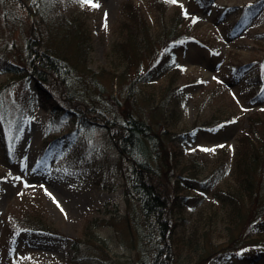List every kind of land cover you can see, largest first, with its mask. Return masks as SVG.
Instances as JSON below:
<instances>
[{"label":"trees","instance_id":"trees-1","mask_svg":"<svg viewBox=\"0 0 264 264\" xmlns=\"http://www.w3.org/2000/svg\"><path fill=\"white\" fill-rule=\"evenodd\" d=\"M5 1L9 0H0ZM192 2L204 9L212 0ZM262 2L264 0H256L238 6L239 17L225 25V34L237 29L250 6L262 5ZM39 5L35 12L26 7L29 23L23 55H14V64L0 59L1 74L11 75L10 79H28L41 106L49 113L43 152L46 145L57 143L63 136H74L81 128L102 134L104 144L100 151L96 144L86 147L85 139H81L66 166L77 171L86 170L101 188L105 187L106 176L119 175L125 202L122 218L129 230L132 229L131 221L137 226L134 235L139 256L134 264H208L210 261L213 264H264V111L254 110L264 105V68L260 67L246 80L243 105L247 109V123H241L239 129L242 132L231 155L228 158L220 156L211 166L204 161L194 163L190 156L184 160L182 149L176 145L175 140L182 138V134L168 133L166 129L158 130L159 127L153 126L152 118L156 114L166 122L165 113L172 111L169 107L172 108L175 96L168 94L171 88L176 89L171 85L172 75L163 90L165 94L155 99L157 90L151 92L152 100L144 106L139 102L136 104L133 90L139 85L137 83L146 85L145 78L152 73L150 71L166 70L187 41H196L210 53L216 49L205 40L192 37L188 32L189 23L181 24L183 17L179 12V23H166L165 18L159 16L160 27L153 32L150 27L142 25V28L138 23L132 27L127 25L116 43L117 55L124 64L117 76L124 77L132 65L137 71L128 84L126 96L120 99L113 89L102 83H96L98 87L87 85L94 76L87 68L92 51V37L87 25L73 14L58 11V0H41ZM140 13L138 7L132 6L125 14L129 20L138 22L145 18ZM215 13L219 17V13ZM35 16L37 22L31 23ZM260 36H264V32ZM141 50L151 58L146 67L136 61ZM233 67L231 73H242L241 65ZM1 87L0 93L4 90ZM26 100L27 95L17 104L7 106L0 98V152L5 161L10 158L11 147L24 123ZM217 115L214 113L191 131L224 128L237 120H232V115L221 120L219 118L223 117ZM65 121L74 125L59 135ZM105 146L113 159L107 157ZM212 175H218L221 180L212 182ZM10 177L7 169L0 170V186ZM209 188L211 197L185 230L189 221L184 215L185 208L195 202L201 205L202 195ZM12 226L64 240L72 250L70 259L74 263L93 256L103 264H122L111 260L106 240L93 230L90 222H86L79 236L74 238L43 226L35 213L33 217L23 214ZM216 232L220 234L218 237L224 238L219 248L213 244Z\"/></svg>","mask_w":264,"mask_h":264},{"label":"rangeland","instance_id":"rangeland-1","mask_svg":"<svg viewBox=\"0 0 264 264\" xmlns=\"http://www.w3.org/2000/svg\"><path fill=\"white\" fill-rule=\"evenodd\" d=\"M253 1L256 0H212V4L204 9L195 6L192 0H176L175 3L172 0H92L98 6H89L81 0H58L57 6L58 11L77 16L90 30L92 51L87 59V68L94 76L87 85L98 87L96 83H102L113 89L120 99L126 96L128 84L137 71L132 65L124 77L117 76L124 64L117 55L116 43L127 25L132 27L138 23L142 28L150 27L153 32L160 27L159 16H163L166 23H179V12L183 17L181 24L189 23L190 35L205 40L216 49L213 53L204 48L198 50L196 42L187 41L186 48L174 56L166 70L150 71L152 73L145 78L146 85L137 83L139 85L133 90L136 104L139 102L144 106L152 100L151 92L157 90L155 99L165 94L163 90L172 75L171 85L177 90L171 88L168 92L171 97L175 96L172 108L169 107L172 111L165 113L166 122L156 114L152 118L153 126L159 127L158 130L166 129L168 133L182 134V138L175 141L182 149L184 160L190 156L194 163L204 161L211 166L220 156L228 158L236 146L237 137L242 132L239 127L241 123H247V109L243 105L246 80L260 67L264 68V36H260L264 32L263 2L258 10L246 11L247 16L237 30L231 35L225 34V24L234 22L238 6ZM40 2H0V59L14 64V55H23L24 36L29 23L26 7L35 12L40 8ZM132 6L141 10V16L145 17L142 16L143 21L129 20L125 13ZM32 22H37L36 16L32 17ZM140 54L136 61H141V65L146 67L151 58L145 55L144 50ZM236 65H241L242 73H231L230 68ZM10 76L0 71V86L1 89L4 87L0 98L7 106L17 104L22 96L27 95V100L23 106L24 124L11 147L10 158L5 161L0 152V170L7 169L11 175V179L0 186V264H103L93 256L74 263L70 259L72 250L64 240L48 233L25 232L12 226L23 214L33 217L34 213L43 226L52 227L66 237H78L83 225L90 222L93 230L106 240L111 260L134 264L139 256L134 235L137 226L131 221L132 229L129 230L122 218L125 202L119 175L106 176L105 187L101 188L86 170L77 171L66 166L67 159L81 139H85L86 147L96 144L100 151L104 144L102 134L81 128L76 135L63 136L54 147L42 152L46 140L44 129L50 115L41 106L28 79H10ZM254 110L264 111V105ZM214 113L223 117H218L221 120L231 115L232 120H237L224 128L191 131ZM73 125L71 121L63 122L59 135ZM189 131L191 133L185 134ZM216 148L223 150L217 152ZM104 150L107 157L113 159L106 146ZM218 178V175H212L211 180L217 181ZM210 197L211 188L202 195L201 205L195 202L185 208V218H189L185 230ZM213 235V244L221 247L224 238L218 237L219 232ZM208 264H213V261Z\"/></svg>","mask_w":264,"mask_h":264},{"label":"snow or ice","instance_id":"snow-or-ice-1","mask_svg":"<svg viewBox=\"0 0 264 264\" xmlns=\"http://www.w3.org/2000/svg\"><path fill=\"white\" fill-rule=\"evenodd\" d=\"M82 3L88 4L89 6H98L92 2V0H81ZM173 3L176 2V0H172Z\"/></svg>","mask_w":264,"mask_h":264}]
</instances>
